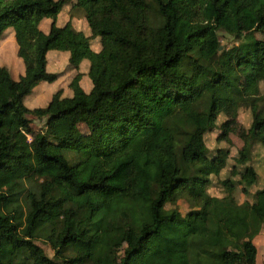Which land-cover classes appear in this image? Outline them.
Returning <instances> with one entry per match:
<instances>
[{
  "label": "trees",
  "instance_id": "trees-1",
  "mask_svg": "<svg viewBox=\"0 0 264 264\" xmlns=\"http://www.w3.org/2000/svg\"><path fill=\"white\" fill-rule=\"evenodd\" d=\"M65 5L89 34L57 25ZM220 30L240 43L222 48ZM255 32L264 35V0H0V41L12 33L24 70L16 79L0 63V264H257L264 187L251 191L249 163L264 144V42ZM50 50L76 70L71 94L57 89L29 107L33 88L60 76L47 70ZM237 108L250 112L251 138L223 195H211L228 152L211 153L205 135L218 129L216 141L229 142L217 121ZM29 115L70 123L34 131ZM180 197L185 215L166 208Z\"/></svg>",
  "mask_w": 264,
  "mask_h": 264
},
{
  "label": "rangeland",
  "instance_id": "rangeland-1",
  "mask_svg": "<svg viewBox=\"0 0 264 264\" xmlns=\"http://www.w3.org/2000/svg\"><path fill=\"white\" fill-rule=\"evenodd\" d=\"M217 34L220 44L224 49H228L240 43L239 40H237L236 38H234L233 36H231L230 34L224 31L220 30L218 31ZM253 35L256 39L264 42L263 34L255 32ZM60 57L61 56L58 54L50 53L49 55H47V60L55 61ZM19 65L20 62L17 61V64H15V68L16 67L18 68ZM42 86H45V84L42 83L39 84L37 87L34 88L31 94L25 97L24 99L25 105L29 107H32L34 105H42L43 102L48 98L49 93L57 88V84H53L48 88H46L45 92H43L42 91L43 88H41ZM260 86L262 93L264 95V83L262 82ZM28 117L32 120L31 126L34 131L40 130L41 128L43 129L47 125L45 119H38L34 115H29ZM250 120H251V115L248 109L245 108L226 109L223 113L219 115L217 123L219 125L221 124V122L224 121L227 122L229 142L216 141L218 129L213 130L212 132H209L205 135L206 145L211 153H214L217 148L228 152L227 158H225L226 161L224 159V161L226 162V167L221 171L219 176L212 177L211 184L208 187V192L211 195H216V196L223 195V188L221 185V181L230 177L229 173L231 170V166L234 164V158L238 157L239 150L241 149L245 141L246 140L249 141L251 138L248 132ZM69 123H70V119H66L58 124H54V123L48 124L47 128L52 134H56L59 132L61 128L67 126ZM80 128L83 133V139L89 140L90 135L87 132V130L83 126H80ZM249 164H251L255 168L258 176L256 183L251 187V191L255 192L256 190L264 187V144L256 143L251 147ZM235 196L238 200L241 201L245 199V197L240 192V187H237L235 191ZM166 208L167 209L177 208L182 215H185L190 211L191 204L184 197H180L177 199L175 204H171V203L166 204ZM256 237L257 238H255L254 241L256 243V246L258 247L257 258H258V262H260L261 259L264 261V226L261 232ZM36 243L40 247H42V249L49 257L53 256V251L51 250L48 244H46L42 240H37ZM123 247L124 245H120L116 249V253L118 256L121 255Z\"/></svg>",
  "mask_w": 264,
  "mask_h": 264
},
{
  "label": "crops",
  "instance_id": "crops-1",
  "mask_svg": "<svg viewBox=\"0 0 264 264\" xmlns=\"http://www.w3.org/2000/svg\"><path fill=\"white\" fill-rule=\"evenodd\" d=\"M69 10L70 7L67 5H65L60 13L57 16V25H63L64 23H66L67 21H71L72 25L74 26V28H76L77 30L83 31L85 34H89V28L87 26V23L85 21V19H83L82 17L79 16H72L70 17L69 15ZM50 24H51V20L48 18H44L41 22H40V29L47 33L50 29ZM10 37L0 41V63L2 65H5L10 73L12 74V76L14 78H18L20 75L23 74L24 70H23V66H22V61L21 59H19L18 57H16V51H17V46L15 43L14 38L12 37V33H10ZM50 53L53 54H58L61 57L57 60H46L47 61V70L49 72H56V73H60L59 78L53 82V83H46V82H41L42 84H45V86H42L41 88H43V92H45V89L48 88L49 86L53 85V84H57V88L50 92L49 90V96L48 98L43 102V104L47 103L52 94L57 90V89H62L63 91V95L65 96H69L71 94L70 89L68 88V84L72 78V76L75 74V69H71L68 65H67V55L66 53L60 52V51H55V50H50L47 52V55H49ZM17 61L20 62L19 67L15 68V64H17ZM87 70V62L83 61L82 64L80 65L79 71L83 72L84 74L86 73ZM39 83V84H41ZM38 84V85H39ZM37 85V86H38ZM81 85L83 86V89L88 91L90 89V83L88 82V80L86 79V76L84 75L81 81ZM35 86V87H37ZM34 87V88H35ZM33 88V90H34ZM50 89V88H49ZM32 90V92H33ZM31 92V93H32ZM48 94V93H47ZM257 264H264V261L261 259L260 262H258V258H257Z\"/></svg>",
  "mask_w": 264,
  "mask_h": 264
}]
</instances>
